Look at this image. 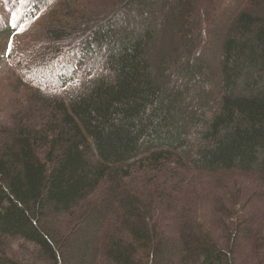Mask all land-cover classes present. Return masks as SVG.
Instances as JSON below:
<instances>
[{
	"label": "trees",
	"instance_id": "trees-1",
	"mask_svg": "<svg viewBox=\"0 0 264 264\" xmlns=\"http://www.w3.org/2000/svg\"><path fill=\"white\" fill-rule=\"evenodd\" d=\"M63 1L49 33L93 62L63 96L0 88V264H236L241 181L264 187V0H222L203 32L198 0Z\"/></svg>",
	"mask_w": 264,
	"mask_h": 264
},
{
	"label": "rangeland",
	"instance_id": "rangeland-1",
	"mask_svg": "<svg viewBox=\"0 0 264 264\" xmlns=\"http://www.w3.org/2000/svg\"><path fill=\"white\" fill-rule=\"evenodd\" d=\"M204 1L198 0L196 2L195 11V16L201 20V32L207 28L208 24L214 25L219 21L224 8L222 0H209L212 1L209 9L206 8ZM28 3L31 5L30 12L23 19L21 18V12L23 9L25 10ZM111 4L113 2L109 0L108 6ZM65 7L68 8V5L63 0H0V88H5L8 96H4V104L9 105L10 99H16L18 97L17 91L29 93L31 97H38L32 86L49 87L50 96H63L76 83V81L72 83L70 75H79L84 79L85 70L93 60L84 57L82 46H77L78 49L76 48V50H69V45L61 43L63 45L62 53L56 55L57 57L54 56V50H57V47L61 45L53 40L49 32L59 25L70 26L65 20L70 17L71 10ZM207 13L210 14L212 19L209 23L205 18ZM79 38L82 40L81 37L76 36L73 41H80ZM90 51L93 55L96 52L95 48L92 47ZM60 55L62 58L58 59ZM26 71H30L29 74L31 75ZM34 74L37 75L33 76ZM28 78H30V81H27ZM6 111L2 112L3 117L7 115ZM247 179L241 181V191H238L240 192L238 200L240 202L235 209H240L238 212V227L243 229L249 225L254 240L248 243L245 241L235 247V249H238L235 250L236 264H248L249 260L244 256L247 255L244 249H255L256 239L260 235H264V187L253 176H248ZM199 182V184H196L198 182L195 184L204 193H210L212 197L215 196V193H221L215 191L214 188L212 189L213 184L216 182L214 178L201 179ZM209 188L210 190L207 191ZM237 188L236 182H233V187L229 190L228 195H224L226 204L232 202V193L238 190ZM211 202L212 199L210 198L209 204L203 207L208 218L211 216ZM231 205L232 203L228 204L229 207ZM172 220H174V217L167 214L164 221L171 222ZM239 221L244 223L240 224L242 222L239 223ZM227 227L231 231L235 226L230 222ZM218 229L221 230L223 227L219 226ZM167 232H170V229ZM239 234H241V231ZM258 249H264V245Z\"/></svg>",
	"mask_w": 264,
	"mask_h": 264
},
{
	"label": "snow or ice",
	"instance_id": "snow-or-ice-1",
	"mask_svg": "<svg viewBox=\"0 0 264 264\" xmlns=\"http://www.w3.org/2000/svg\"><path fill=\"white\" fill-rule=\"evenodd\" d=\"M11 49L9 48V51H10Z\"/></svg>",
	"mask_w": 264,
	"mask_h": 264
}]
</instances>
